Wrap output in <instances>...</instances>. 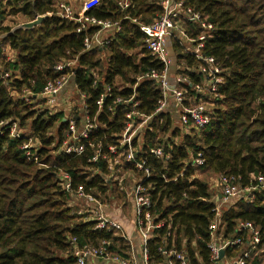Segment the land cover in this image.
<instances>
[{
	"label": "trees",
	"instance_id": "obj_1",
	"mask_svg": "<svg viewBox=\"0 0 264 264\" xmlns=\"http://www.w3.org/2000/svg\"><path fill=\"white\" fill-rule=\"evenodd\" d=\"M119 1L97 0L85 12L87 17L121 26V32L104 49L95 48L87 53L83 33L76 32V23L56 15L55 5L67 4L66 0L0 2V38L12 28L3 25L6 9L9 16L20 15L25 21L49 15L32 31L20 30L0 39V122L18 120L21 128L31 130L41 144L39 161L49 166L47 169L27 161L21 140L0 136V264H75L71 238L80 248L106 242L112 254L129 256V246L121 237L93 231L90 224L72 215L66 207L69 195L58 187V174L67 173L73 189L82 187L104 202L111 198L124 201V195L105 180L106 163L88 162L93 149L87 143L99 141L102 154L116 144V136L124 128V115L132 108L117 99L129 100L133 87L136 110L142 114L153 113L161 97L152 81L136 84L135 77L164 69L144 50V34L140 30L141 25L152 24L162 14L164 0H129V7L124 10ZM181 1L215 27V32L203 43V54L213 57L226 70V77L219 89L221 98L205 128L183 136V143L177 145L173 138L178 129L171 132V137L162 136L171 127L170 117L166 116L154 133L146 135L145 148L163 145L164 155H170L166 162L147 158L151 176L143 187L151 201L149 212L153 223H162L152 231L153 237L146 246L151 264H176L169 255L181 251L188 264H211L208 228L215 213L208 202L207 183L198 174L210 171L233 177L242 188L257 186L252 177L264 179V0ZM187 28L193 38L197 37L193 27ZM93 33V29L88 31L89 36ZM6 48L14 54L12 60L6 57ZM139 49L137 56L130 54ZM175 50L177 60L187 72L199 65L193 58L183 56L177 47ZM75 58L79 68L70 77V83L84 95L89 118L96 117L103 127L85 141L81 155L53 156L52 152L66 139L67 123L62 113L51 115L34 109L41 102H34L33 97L38 98L49 82L66 74L65 70L56 71L57 65ZM91 71L97 74L95 84ZM7 72L10 76L3 78ZM117 78L131 89L115 87ZM191 79L197 82L194 76ZM102 84L108 85L111 92L99 109ZM23 91L31 94L30 103L16 97ZM72 116L78 119V113ZM51 129L54 135L49 134ZM159 135L161 138L155 141ZM198 153L204 160L202 166H185L189 157ZM223 222L226 238L238 236L244 244L247 231H238L236 227L239 222L251 224L259 233L260 249L264 244V191L256 194L251 205L240 203L236 209L226 211ZM241 250L229 248L224 256L234 257ZM262 262L264 252L252 255L247 264Z\"/></svg>",
	"mask_w": 264,
	"mask_h": 264
},
{
	"label": "built area",
	"instance_id": "obj_2",
	"mask_svg": "<svg viewBox=\"0 0 264 264\" xmlns=\"http://www.w3.org/2000/svg\"><path fill=\"white\" fill-rule=\"evenodd\" d=\"M2 3L5 0H0ZM97 3V2H96ZM95 3V4H96ZM93 4V6L95 5ZM119 7L124 10L129 7V0H120ZM92 7V6H91ZM90 7V8H91ZM162 14L150 25H141L140 30L144 34L143 48L157 62L164 66L161 72H151L141 76H136V84L150 80L154 83L161 97L157 102V107L149 115L142 114L136 109L138 103L134 101V88L120 82L114 86L119 90L126 88L133 91L127 101L117 99L118 103L132 105L130 111L124 115L123 131L116 136V144L107 148V153L102 154V145L99 141L95 144L88 142L87 146L93 149L91 164H96L100 160L106 163L107 174L105 180L113 184L119 192L124 195V201L116 206L124 207L129 202L131 216L129 221L123 222L116 219V212L111 210L114 207L113 198L109 201H101L99 198L86 193L82 187L73 189L71 178L67 173L58 174V187L62 192L69 195L67 208L71 210L82 223L90 224L93 231H105L114 233V236L121 237L129 246V256L122 258L109 251V245L102 242L96 247L84 246L80 248L74 238L70 239L73 250L75 264H151L147 251V244L152 239V231L160 228L162 223L154 224V219L150 215L151 201L147 190L143 187L144 182L150 178V171L147 167V158L159 159L162 162L170 160V155H164L163 145L153 148H145L147 145L146 135L154 133L156 126H161L165 117L172 120L178 117L181 127H173L172 131L178 129L185 132L183 136H190L192 131H200L205 128L213 115L217 101L221 98L219 89L224 86L226 70L218 65L213 57L203 54V43L215 32V27L205 21L203 17L195 12L191 7L186 6L181 0H164L161 3ZM57 16L61 19L73 21L77 25L76 32L84 36L85 52H90L95 48L104 49L109 43L114 41L121 32L119 23L97 20L85 16V13L75 15L69 5L63 2L55 5ZM88 8V9H90ZM1 10V7H0ZM193 27L198 33L193 38L187 27ZM94 30L89 36L88 31ZM171 43L177 47L180 53L199 64L186 71L181 63L178 74L172 76L171 63L167 55V46ZM141 50V49H139ZM79 68L77 58L60 63L56 66V71H66L60 79L49 82L41 95L34 96V102H42L43 110L51 115L60 113L58 107L63 105L68 108L65 111L64 121L67 123L66 139L62 146L55 152V155H81L85 150V141L89 136L103 127L96 117L89 118V111L84 103V95L79 94L76 87L70 83V77ZM194 76L197 82L192 81ZM94 84L97 74L91 71ZM7 72L3 78H8ZM103 92L97 105L101 109L103 99L110 96L111 88L102 84ZM72 89V90H68ZM76 97V98H75ZM22 101L31 102V94L23 91ZM76 110V111H75ZM78 113V119L72 116ZM176 120V119H175ZM177 121V120H176ZM183 130V131H181ZM6 135L11 140H21L23 156L27 161L34 162L40 167L49 168L39 161L38 152L41 144L34 138L33 132L27 128H21L18 120L0 122V136ZM159 139V136L155 141ZM54 147V144L52 145ZM204 160L200 153L196 157H189L185 166L200 167ZM138 173L134 177L132 172ZM218 179L212 183L213 193H210L208 202L214 207V219L209 225L210 240L208 249L210 251L209 261L211 264H247L252 255L257 256L264 252V244L258 249L260 236L258 231L249 223H238L237 230L247 231L246 244L238 236H225V223L223 215L229 201L236 204L245 203L251 205L256 194L264 191L263 177H252L257 181V186L242 188L233 177L218 175ZM212 189L208 188L209 192ZM241 247V252L231 258L224 256L229 248ZM223 251V256L219 253ZM163 253H165L163 251ZM169 257L176 260V264H188L183 251L171 253ZM169 264H175L170 262ZM261 264H264L262 262Z\"/></svg>",
	"mask_w": 264,
	"mask_h": 264
},
{
	"label": "rangeland",
	"instance_id": "obj_3",
	"mask_svg": "<svg viewBox=\"0 0 264 264\" xmlns=\"http://www.w3.org/2000/svg\"><path fill=\"white\" fill-rule=\"evenodd\" d=\"M8 11L9 10H7L6 9V13H5V20H4V22H3V25L4 26H9V27H14L16 24H19V23H21V22H24L25 21V19L22 17V16H20V15H16V16H9L8 15ZM7 51H9L10 52V50L9 49H7ZM139 51L140 50H137V51H134V52H130V54L131 55H135V56H137L138 55V53H139ZM177 51L175 50V46H172V44L171 43H169L168 44V46H167V55H168V58H169V61H170V63H171V68H172V76H175V74H178L177 73V70L178 69H180L181 68V62H179L178 60H177ZM14 54L13 53H11V55H10V57L11 56H13ZM14 58V57H13ZM12 58V59H13ZM11 59V60H12ZM17 98H21V95L19 96H16ZM76 98V97H75ZM34 107V109H36V110H38V109H41V110H43V107H44V105H43V103L41 102V105H39V107H37V106H33ZM60 109H63V107H58L57 108V110H60ZM62 113V115H63V117H64V119H65V109L61 112ZM177 121H176V120ZM28 124H30V122H28ZM173 127H181L180 126V121L178 120V117H176V118H174L173 120H172V124H171ZM56 127V126H55ZM181 131H183V130H181ZM171 132H172V128L170 127V131L168 132V133H166L165 135H162V136H165V137H171ZM49 134L50 135H54V130L53 129H51L50 131H49ZM185 134V132H180V131H178L177 130V134H176V136L173 138V142L175 143V144H177V145H181L182 143H183V135ZM191 135V134H190ZM159 137L161 138V135H159ZM52 155L54 156L55 154L52 152ZM133 174V176L134 177H137L138 176V173H136L135 171L134 172H132ZM197 176H199V179L200 180H202V181H204V182H206L207 183V186H208V188H210V189H212V183H213V181L214 180H216V179H218V175H215V174H213L212 172H208V171H206V172H204V173H200V174H198ZM214 192V190L212 189V191H210L209 193H213ZM112 202H115L114 203V207H111V210H113V211H115L116 213V219L117 220H119L120 222L121 221H123V222H127V221H129V219H130V216H131V212H130V210H129V202H127V205H125L124 207H122L121 208V206H116L117 204H121L122 202H123V199L121 200V203H120V201H117V199L116 198H113V201ZM231 203L233 204L234 202L233 201H229L228 203H227V205L228 206H230L231 205ZM237 207H235L234 209H236ZM226 211H228V210H226Z\"/></svg>",
	"mask_w": 264,
	"mask_h": 264
},
{
	"label": "crops",
	"instance_id": "obj_4",
	"mask_svg": "<svg viewBox=\"0 0 264 264\" xmlns=\"http://www.w3.org/2000/svg\"><path fill=\"white\" fill-rule=\"evenodd\" d=\"M97 2V0H66V3L67 5H69V7L72 9V12L75 14V15H80V14H83L85 13L88 8H90L91 6H93V4H95ZM26 22V21H24ZM23 23V22H21ZM7 49L9 48H6L5 50V54H6V57L8 59H12L13 56L10 57L12 51H7ZM10 50V49H9ZM120 82H122L119 78H117L115 80V84L118 85ZM68 90H72V89H68ZM62 107H65V111H66V114L68 113V108H66L65 105H63ZM61 111V110H59ZM62 112V111H61ZM60 112V113H61ZM235 204H232L230 206H227L226 208H223L226 212V210H229V209H234L235 207H238V206H234ZM238 205V204H236Z\"/></svg>",
	"mask_w": 264,
	"mask_h": 264
},
{
	"label": "water",
	"instance_id": "obj_5",
	"mask_svg": "<svg viewBox=\"0 0 264 264\" xmlns=\"http://www.w3.org/2000/svg\"><path fill=\"white\" fill-rule=\"evenodd\" d=\"M48 17H49V15H38L31 21L19 23V24L15 25L14 27H12L8 33L2 35L0 39L7 38L8 36L13 35L15 32L20 31V30L32 31L35 27L40 26L41 23ZM223 253H224L223 251H220L219 256L222 257Z\"/></svg>",
	"mask_w": 264,
	"mask_h": 264
}]
</instances>
